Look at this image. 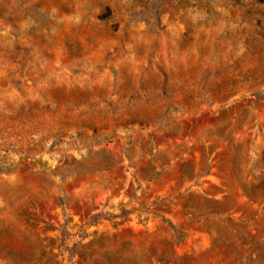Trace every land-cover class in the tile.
Returning <instances> with one entry per match:
<instances>
[{
    "label": "rangeland",
    "instance_id": "1",
    "mask_svg": "<svg viewBox=\"0 0 264 264\" xmlns=\"http://www.w3.org/2000/svg\"><path fill=\"white\" fill-rule=\"evenodd\" d=\"M0 264H264V0H0Z\"/></svg>",
    "mask_w": 264,
    "mask_h": 264
}]
</instances>
